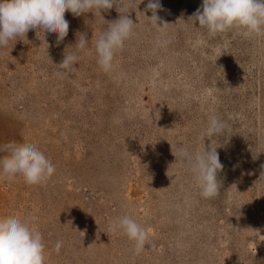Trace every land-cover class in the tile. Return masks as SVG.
Returning <instances> with one entry per match:
<instances>
[{
	"label": "rangeland",
	"instance_id": "374dc122",
	"mask_svg": "<svg viewBox=\"0 0 264 264\" xmlns=\"http://www.w3.org/2000/svg\"><path fill=\"white\" fill-rule=\"evenodd\" d=\"M148 2L66 12L59 43L32 29L0 46V146L35 145L56 168L42 184L0 177V217L31 219L45 264H264V35L210 36L191 19L203 0H161L159 32ZM121 15L137 25L105 72L95 42ZM213 114L226 132L203 139ZM204 146L223 164L208 199L176 160ZM125 215L149 233L140 252L113 230Z\"/></svg>",
	"mask_w": 264,
	"mask_h": 264
},
{
	"label": "clouds",
	"instance_id": "9594fccd",
	"mask_svg": "<svg viewBox=\"0 0 264 264\" xmlns=\"http://www.w3.org/2000/svg\"><path fill=\"white\" fill-rule=\"evenodd\" d=\"M118 3L119 0H0V46L26 36L32 29L56 36L59 43L69 32L66 12L79 16L96 10L101 14L102 9H111ZM147 8L153 12L150 19L154 26L164 32L168 23H158L160 17L156 14L162 8L161 0H149ZM191 19L198 21L199 27L205 28L210 36L231 30H242L245 36L264 35V0H203L202 11L198 9ZM136 25L128 15H121L96 40L97 62L105 72L112 69L117 51L133 36ZM87 45L88 40L82 35L76 47L84 52ZM79 59L75 53L66 54L60 67L72 72ZM225 132V123L213 114L209 116L203 139ZM0 151L9 152L7 157L0 159V177H19L35 185L47 182L55 174V165L35 145L10 142L0 146ZM178 158L189 165L202 197L208 199L220 194L217 173L223 170V164L216 148L205 150L204 146L203 151L193 154L185 147L176 160ZM112 227L122 230L134 241L137 252L144 248L149 233L132 216L121 217ZM61 247L62 242L58 241L57 252ZM45 261L43 236L31 219L17 215L0 217V264H45Z\"/></svg>",
	"mask_w": 264,
	"mask_h": 264
}]
</instances>
